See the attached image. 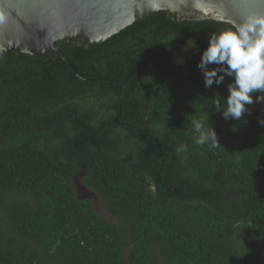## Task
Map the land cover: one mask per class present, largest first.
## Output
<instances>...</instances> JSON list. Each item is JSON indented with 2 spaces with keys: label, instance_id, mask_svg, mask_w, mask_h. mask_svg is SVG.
<instances>
[{
  "label": "trees",
  "instance_id": "16d2710c",
  "mask_svg": "<svg viewBox=\"0 0 264 264\" xmlns=\"http://www.w3.org/2000/svg\"><path fill=\"white\" fill-rule=\"evenodd\" d=\"M57 47L86 80L0 50V264H264V76L236 29L162 11Z\"/></svg>",
  "mask_w": 264,
  "mask_h": 264
},
{
  "label": "water",
  "instance_id": "95a60500",
  "mask_svg": "<svg viewBox=\"0 0 264 264\" xmlns=\"http://www.w3.org/2000/svg\"><path fill=\"white\" fill-rule=\"evenodd\" d=\"M162 11L177 20L231 24L264 76V0H0V50L35 57L53 53L86 80L58 49L59 41L98 44Z\"/></svg>",
  "mask_w": 264,
  "mask_h": 264
},
{
  "label": "rangeland",
  "instance_id": "374dc122",
  "mask_svg": "<svg viewBox=\"0 0 264 264\" xmlns=\"http://www.w3.org/2000/svg\"><path fill=\"white\" fill-rule=\"evenodd\" d=\"M75 186H76L77 194L80 197H85V198L90 199L93 202L94 209L97 211V213L103 216L104 212L101 209V205H100V202L98 200V197L91 192L83 190L80 187V182H79V179H77V177L75 179Z\"/></svg>",
  "mask_w": 264,
  "mask_h": 264
},
{
  "label": "flooded vegetation",
  "instance_id": "af4514ba",
  "mask_svg": "<svg viewBox=\"0 0 264 264\" xmlns=\"http://www.w3.org/2000/svg\"><path fill=\"white\" fill-rule=\"evenodd\" d=\"M80 187L83 189V190H86L81 184H80ZM77 191V190H76ZM88 191V190H86ZM89 192V191H88ZM81 198H85V197H81Z\"/></svg>",
  "mask_w": 264,
  "mask_h": 264
}]
</instances>
